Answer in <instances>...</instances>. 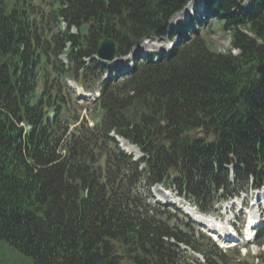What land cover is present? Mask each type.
<instances>
[{"label": "trees", "instance_id": "trees-1", "mask_svg": "<svg viewBox=\"0 0 264 264\" xmlns=\"http://www.w3.org/2000/svg\"><path fill=\"white\" fill-rule=\"evenodd\" d=\"M188 1L0 0V238L34 264H247L204 244L152 202L150 187L174 186L211 210L235 192L231 156L238 187L264 183V81L255 71L264 0H206L240 53L213 51L199 36L180 41L124 79L102 81L93 126L67 88L68 78L91 87L110 70L93 57L105 37L124 55L144 38L189 33L181 22L169 29ZM112 133L143 156L126 155Z\"/></svg>", "mask_w": 264, "mask_h": 264}, {"label": "rangeland", "instance_id": "rangeland-1", "mask_svg": "<svg viewBox=\"0 0 264 264\" xmlns=\"http://www.w3.org/2000/svg\"><path fill=\"white\" fill-rule=\"evenodd\" d=\"M188 12L191 13L192 9H190ZM176 16H175L176 18H173L172 20L173 26H175L177 20H180V19L185 20V18L187 17L184 9L180 13H178ZM200 30L202 31L203 29H200ZM201 35L203 39L205 40V42L207 43V45H209V47L214 51L225 52L230 49V35L224 32L223 20L220 18L213 19L211 21V27L209 28V30L204 29ZM168 43H169L168 39H152L151 41H148V43L145 44L144 47L147 46V47L152 48V47L163 46L161 48H164ZM237 52H238L237 50H233V53H237ZM71 85H74V84L70 83V86ZM79 92H81V88L79 89ZM87 98L88 97H85L83 99H78V103L80 104V106L87 107L88 111L84 113L88 116V118L92 119V116H97V114H95V112L91 110V108L94 107L93 105H91V102H90L91 99L88 98L89 100H84ZM88 103L90 104V106L88 105ZM90 111L92 112V115H89ZM93 122H95V120ZM119 142H120V147L128 154H131L134 158H139L141 156L140 154L141 152L138 151V148L132 145L127 140L120 138ZM151 192L156 201L159 200L167 204L170 203L171 206L175 205L176 208L178 207L181 210H183L185 202L188 203V201L186 200L187 198L185 199L181 197L174 191H172V194H171L172 196H168V197L165 196L164 189L161 186L153 187L151 189ZM260 194H261L260 199L264 203V189L260 190ZM249 199L250 197L248 194L245 201H249ZM239 200L241 199L239 198ZM231 203L232 201H230L227 204H223L222 209L220 210V213L218 215H222L221 213L224 212L225 209H226V214H229L230 209L233 210L235 213V211H237L236 209L237 206ZM178 216L179 218L182 219V215L178 214ZM241 217L243 216L241 215ZM251 250L253 251V253H256L258 251V249H253V248H251ZM0 264H34V260L32 256L19 251L12 244L0 238Z\"/></svg>", "mask_w": 264, "mask_h": 264}, {"label": "water", "instance_id": "water-1", "mask_svg": "<svg viewBox=\"0 0 264 264\" xmlns=\"http://www.w3.org/2000/svg\"><path fill=\"white\" fill-rule=\"evenodd\" d=\"M82 32H87V26L82 28ZM117 53V45L116 43L109 38H105L99 45L97 55L101 59L112 60L115 58ZM259 73L261 79H264V63L260 64L256 68Z\"/></svg>", "mask_w": 264, "mask_h": 264}, {"label": "bare ground", "instance_id": "bare-ground-1", "mask_svg": "<svg viewBox=\"0 0 264 264\" xmlns=\"http://www.w3.org/2000/svg\"><path fill=\"white\" fill-rule=\"evenodd\" d=\"M155 51H157V50H155ZM159 52V51H158ZM131 150V149H130ZM202 218V221L203 222H205V223H207V224H211L210 222H212V220L211 219H205V218H203V217H201Z\"/></svg>", "mask_w": 264, "mask_h": 264}]
</instances>
